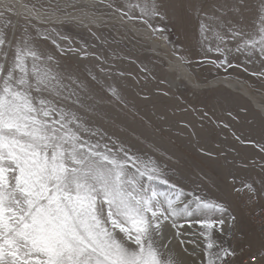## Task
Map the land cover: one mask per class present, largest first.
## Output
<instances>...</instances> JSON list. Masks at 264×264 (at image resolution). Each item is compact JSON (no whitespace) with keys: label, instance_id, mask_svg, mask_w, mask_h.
<instances>
[{"label":"rangeland","instance_id":"rangeland-1","mask_svg":"<svg viewBox=\"0 0 264 264\" xmlns=\"http://www.w3.org/2000/svg\"><path fill=\"white\" fill-rule=\"evenodd\" d=\"M3 1L5 52L9 57L17 47L36 52L39 59L29 57L28 66L50 70L62 93L60 98L37 95L56 99L58 107L75 114L82 141L106 146L120 159L127 154L149 163L167 181H153L152 188L172 199L181 193L176 207L212 203L224 209L181 214L176 227L166 223L159 241L166 257L175 264H208L215 253L230 252L216 260L221 264L257 246L235 191L253 210L264 198V118L238 91L217 81L242 83L264 95V59L255 51L236 50L244 40L259 37L264 0H89L92 5L24 0L39 13L88 11L101 17L100 23L43 22L18 16L16 9L5 11ZM146 6L159 14L145 15ZM114 14L149 30L152 43L180 60L191 84L169 70L149 41L118 23ZM219 220L224 223L212 230L200 226ZM208 242L213 249L206 248Z\"/></svg>","mask_w":264,"mask_h":264},{"label":"snow or ice","instance_id":"snow-or-ice-1","mask_svg":"<svg viewBox=\"0 0 264 264\" xmlns=\"http://www.w3.org/2000/svg\"><path fill=\"white\" fill-rule=\"evenodd\" d=\"M17 6L14 0L4 10ZM143 12L159 14L147 6ZM258 31L236 50L264 59V26ZM6 45L0 32V264H175L159 243L164 225L176 227L181 214L224 209L212 203L176 207L181 193L172 199L152 188L153 181H167L149 163L82 141L75 114L37 95L60 98L57 78L28 66L29 57L39 59L36 52L17 47L9 57ZM223 223L200 226L212 230ZM227 255L221 250L208 264Z\"/></svg>","mask_w":264,"mask_h":264},{"label":"bare ground","instance_id":"bare-ground-1","mask_svg":"<svg viewBox=\"0 0 264 264\" xmlns=\"http://www.w3.org/2000/svg\"><path fill=\"white\" fill-rule=\"evenodd\" d=\"M2 3H5L7 5L14 3V0H4ZM82 3H85L87 5H92V2L89 0H82ZM16 12L18 16L21 14H27L31 16L34 19H37L39 21L43 22H56L64 19H72L76 21H84V20H92L94 22H103V19L101 17H93L91 14L88 13V11H81V12H74L72 14H69L67 16H58L56 14H47V13H39L31 9L30 7L26 6L24 0H19V6L16 8ZM114 19L123 25L124 27L132 30L135 34L140 33L141 36L144 37V39H147L150 43L151 49L153 53L161 57L165 62L169 64V70H175L178 72V75H182L185 77L186 81L191 84L192 80L190 79V75L186 68L183 66V64L180 62V60L171 55L167 50H164L162 48H158L156 44L151 42V33L149 30L144 28L142 25H135L132 22L125 21L121 18V16L114 14ZM171 60H174V65L171 64ZM217 82H221L226 87L238 91L242 96H244L246 99H248L253 107L262 115L264 118V95L258 94L255 92H252L250 89H248L244 84L238 83L235 81H227V80H219ZM195 86V85H193Z\"/></svg>","mask_w":264,"mask_h":264},{"label":"built area","instance_id":"built-area-1","mask_svg":"<svg viewBox=\"0 0 264 264\" xmlns=\"http://www.w3.org/2000/svg\"><path fill=\"white\" fill-rule=\"evenodd\" d=\"M235 192L241 200L250 223H252L258 244L251 251L240 252L237 256L225 259L221 264H264V198L260 197V206L253 210L248 207L246 198L242 197L241 192L239 190Z\"/></svg>","mask_w":264,"mask_h":264}]
</instances>
